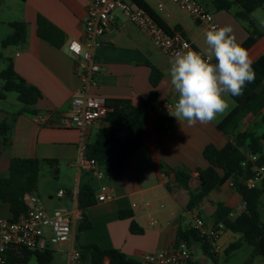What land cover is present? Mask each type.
Segmentation results:
<instances>
[{
	"label": "crops",
	"instance_id": "crops-1",
	"mask_svg": "<svg viewBox=\"0 0 264 264\" xmlns=\"http://www.w3.org/2000/svg\"><path fill=\"white\" fill-rule=\"evenodd\" d=\"M90 1L0 0V10L5 7L9 10V15L1 20L9 29V34L10 22L22 21L26 24L24 42L16 45L15 50H7V58L12 61L16 73L27 84L39 90L41 98L35 109L38 114L47 116L46 124L38 125L32 115H18L12 124L6 147L0 136V175L6 174L10 159L15 157L53 161L52 165H43L48 166L49 172L57 180L62 173L60 168H63L65 182L55 188L53 193L45 187L49 179L42 178V175L39 178L34 195L39 197V193H42L45 202L56 199L52 203L55 208L46 207L48 210L70 211L77 208L78 185L88 179V173L79 170L77 166L80 133L74 128L62 127L61 122L70 115L72 98L80 94V81L66 46L70 40L83 38L86 9ZM142 1L169 30L180 32L197 49L209 54L203 28L170 0ZM196 1L213 15L219 26H230L240 43L246 39L245 24L233 17L236 8L218 11L211 0ZM158 5L162 8L160 11L157 10ZM255 12L256 10L252 14ZM252 19L264 33V17L259 15L256 19L252 16ZM40 31L47 38L40 36ZM247 51L252 66L264 75V35ZM94 60L100 70L96 85L89 90V94L104 100H128L133 106H137L151 89L149 66L161 73L155 87V109L144 124L145 144L126 158L119 177L101 183L91 176L95 182V196L100 193L101 184H104L112 191L113 197L107 201H96L89 207L86 218L90 227L81 231L76 238V227L80 221L78 219L71 237L75 247L96 245L101 249H117L140 264L143 256L148 253L171 251L179 243L178 231L191 227L192 215L185 210L187 191L176 185L170 169L188 170L189 187L194 192L200 188L196 170L208 166L202 151L209 144L220 149L227 143V136L217 129V125L234 108L235 102L227 97L228 110L206 125L197 123L189 126L184 120L178 121L171 113L163 116L160 112L162 103L165 100L177 101V94L167 75L170 59L118 11L114 12L112 23L101 38V45L95 50ZM2 62L5 65V61ZM20 109L21 107L18 110ZM14 113L0 109V121L9 119ZM250 116L254 115L244 118L235 132L245 130L241 127ZM102 126L103 122L100 120L85 130L87 143L93 141L95 133ZM119 129L122 136L125 128ZM60 190L65 193L63 197H57ZM217 203L228 206L235 215L244 208L239 194L230 182H226L205 196L192 212L210 225ZM122 211L130 212L132 217L120 218L119 213ZM0 217H12L8 204L1 201ZM131 220L142 229L141 234L129 231ZM153 221L156 223L152 224ZM227 232L223 230L216 242L218 253L224 251L225 245H229L233 238ZM67 247V244L64 245L60 253L66 254ZM188 249L191 261L197 263L193 251H199L200 263H206L198 244H192ZM104 264H107L106 259Z\"/></svg>",
	"mask_w": 264,
	"mask_h": 264
},
{
	"label": "trees",
	"instance_id": "trees-1",
	"mask_svg": "<svg viewBox=\"0 0 264 264\" xmlns=\"http://www.w3.org/2000/svg\"><path fill=\"white\" fill-rule=\"evenodd\" d=\"M132 2L145 10L167 34L173 32L142 0H132ZM211 3L218 11H231L232 8H236L233 17L245 24L247 32L246 39L241 42L246 50L264 35L252 19V13L256 9L264 8V0H211ZM9 26L11 33L2 40V47L16 46L25 40L26 24L24 22H10ZM38 34L46 37L41 31ZM149 67L151 89L147 96L137 106L123 99L104 100L108 112L102 119L103 126L97 130L93 141L86 145L84 155L96 161L103 171L104 180L119 177L123 172L126 158L145 144L144 124L148 115L155 109L157 102L155 87L161 78L159 70L153 66ZM252 69L254 80L246 83L242 95L231 97L235 106L217 125V129L227 136V143L220 149L209 144L202 151V156L208 166L205 169L196 170L199 174V181L203 184L198 192H194L189 187L190 172L188 170L170 169L174 174L176 185L187 191L188 201L185 205L187 212L196 209L212 190L226 182L231 183L235 192L241 197L244 208L240 213L232 216L231 208L223 203H217L211 215V225L222 224L223 230L241 235L242 241L230 243L224 249L225 256L239 249L243 243L252 248V253L244 264H252L256 257L264 258V221L260 220L258 212L259 198L264 195V183L255 189H247L244 180L249 172L241 165L248 153L257 157L258 165L264 164V133L256 135L251 130L235 132L240 122L248 115L260 114V121L264 123V75L254 66ZM0 80L2 81L0 99L5 98L6 92H14L17 101L22 104L21 109L12 114L9 119L4 118L0 121V136L3 146L6 147L15 118L20 114L37 115L35 105L41 95L35 86L27 84L16 73L12 61L8 58L5 59V66L0 71ZM119 127L125 128L122 136ZM53 163V161H41L35 158L10 159L6 174L0 175V201L8 204L11 219L16 220L26 212L27 197L36 193L42 165ZM94 183V179L88 174V179L78 185L76 206L81 216L76 227V238L81 231L90 227L86 218V210L96 203ZM119 216L120 218L132 217L130 212L125 211L120 212ZM129 231L132 234L142 233V229L133 220L129 223ZM177 236L178 242H184L188 247L198 244L206 258L214 264L218 262V254L214 251L216 241L199 236L192 227L179 230ZM76 248L80 254V264H104L105 259L107 264H139L117 249H101L96 245H79ZM53 252L51 249L31 250L15 247L8 251L5 264H24L32 256L37 264H51ZM189 264L197 263L190 261Z\"/></svg>",
	"mask_w": 264,
	"mask_h": 264
},
{
	"label": "built area",
	"instance_id": "built-area-1",
	"mask_svg": "<svg viewBox=\"0 0 264 264\" xmlns=\"http://www.w3.org/2000/svg\"><path fill=\"white\" fill-rule=\"evenodd\" d=\"M180 11L184 12L206 32L211 26H219L211 13L206 11L196 0H170ZM162 8L158 5L157 10ZM120 12L132 25L142 31L153 45L169 59L174 57L176 51L185 50L188 46L193 51L205 53L197 49L190 41L185 39L180 32L167 34L142 8L132 0H91L84 20V35L80 40H70L66 49L75 65V73L80 81V94L71 100L70 115L61 122L62 127L74 128L80 133L79 152L77 166L90 174L96 181L103 182L102 169L92 158H87L85 130L94 122L102 120L108 108L104 99L92 96L89 90L96 85V77L99 73V65L94 60L95 50L101 45V38L112 23L114 12ZM215 63V60H212ZM176 101L165 100L160 106V112L167 116L174 111ZM38 125H45L47 116L37 114L33 116ZM257 157L251 153L246 154L242 167L248 170L249 175L244 180L247 189H255L264 183V164L256 163ZM231 185V183H230ZM232 186V185H231ZM100 193L96 201L110 200L113 193L104 184H101ZM64 191L57 192V197H63ZM27 210L16 220L0 217V264L6 263L8 251L15 247H23L31 250L51 249L60 252L64 245H68L67 264H80V254L71 241L74 226L81 213L77 208L70 211L59 209L48 210L41 199L35 195L27 197ZM192 215L191 227L199 236L209 240H218L223 230V225H208L197 214ZM234 216L235 214H231ZM153 221L152 224H155ZM214 244V251L218 253V247ZM191 261L189 249L186 243L179 242L171 251H156L143 256L140 264H189Z\"/></svg>",
	"mask_w": 264,
	"mask_h": 264
},
{
	"label": "clouds",
	"instance_id": "clouds-1",
	"mask_svg": "<svg viewBox=\"0 0 264 264\" xmlns=\"http://www.w3.org/2000/svg\"><path fill=\"white\" fill-rule=\"evenodd\" d=\"M205 43L207 56L185 46L175 52L167 70L177 94L170 115L189 126L213 122L228 110L226 98L242 95L246 83L254 80L249 53L230 26H211L205 32Z\"/></svg>",
	"mask_w": 264,
	"mask_h": 264
},
{
	"label": "rangeland",
	"instance_id": "rangeland-1",
	"mask_svg": "<svg viewBox=\"0 0 264 264\" xmlns=\"http://www.w3.org/2000/svg\"><path fill=\"white\" fill-rule=\"evenodd\" d=\"M8 8H1L0 10V71L4 68L5 65L2 61H5V59L8 57L7 50H15V45H10L6 47L1 46V42L3 39H5L9 35V29L4 26V24L1 23V20L5 18L7 15H9ZM259 15L264 17V8L256 9V12L252 14V16L256 19H258ZM2 91V81L0 80V92ZM22 106L21 103L17 101L16 94L14 92H6L5 98L0 99V109L5 110L8 113H14L16 112L20 107ZM247 123V124H246ZM247 127H245V126ZM241 128H244L245 130H251L256 135H260L261 133H264V123L260 121V116H250ZM61 172L63 173V168H60ZM62 173L60 174V177L58 180L53 176L51 172H49V168L46 165H42L40 176L42 175V178H48L45 187L47 186L52 192L55 188H57L59 185L63 184L65 182ZM53 193V192H52ZM39 198L41 199L42 203L45 207H53L52 203L56 201L55 198L52 199L51 202H45L43 200L42 193H39ZM258 212L260 216V220L264 221V195H262L259 198L258 202ZM228 231V230H227ZM229 235H233V238L231 239L230 243L233 242H239L241 240V235L239 233H233L228 231ZM228 246L225 245L224 248ZM252 253V248L245 243L242 244V246L235 250L234 252L230 253L228 256L224 255V252L217 253L218 254V262L216 264H244V262L248 259V257ZM194 259L197 260L198 264L200 263L199 258H201V253L199 251H193ZM205 264H214L210 259L204 258ZM24 264H37L36 259L32 256L26 263ZM52 264H67V254L60 253L57 251L53 252V262ZM252 264H264V258L256 257L254 258Z\"/></svg>",
	"mask_w": 264,
	"mask_h": 264
},
{
	"label": "water",
	"instance_id": "water-1",
	"mask_svg": "<svg viewBox=\"0 0 264 264\" xmlns=\"http://www.w3.org/2000/svg\"><path fill=\"white\" fill-rule=\"evenodd\" d=\"M202 185H203V184H202V183H200V185H199V186L201 187ZM199 189H200V188L196 189V191H195V192H198V190H199Z\"/></svg>",
	"mask_w": 264,
	"mask_h": 264
}]
</instances>
